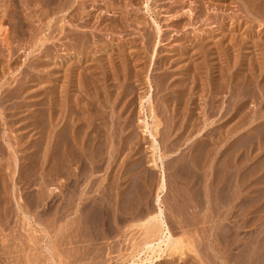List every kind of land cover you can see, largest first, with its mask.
<instances>
[{
	"label": "rangeland",
	"instance_id": "rangeland-1",
	"mask_svg": "<svg viewBox=\"0 0 264 264\" xmlns=\"http://www.w3.org/2000/svg\"><path fill=\"white\" fill-rule=\"evenodd\" d=\"M11 1L0 0V264L129 263L145 239L141 222L156 212L160 193L156 165L161 162L153 155L145 120L154 125L163 152L165 220L173 236L184 240L185 256L179 251L160 264H264V0H74L73 6L66 0L63 12H55L62 0ZM10 2L17 3L18 18ZM51 6L60 19L52 17ZM13 16L22 19L23 34L16 33ZM52 22L68 29L65 39L54 27L60 24L52 27ZM55 37L61 49L53 48ZM27 64L37 65L33 73ZM66 73L80 79L70 74L67 81ZM55 74L70 84L53 82ZM68 85L59 99L54 90ZM208 89L216 90L215 99ZM149 95L151 101L145 100ZM56 102L67 110L59 112ZM57 110L71 112L67 124L76 123L66 129L75 131L68 135V148L52 146L50 126L61 116ZM150 111L157 113L151 117ZM59 133L60 139L64 130ZM23 209L34 214L25 217Z\"/></svg>",
	"mask_w": 264,
	"mask_h": 264
},
{
	"label": "bare ground",
	"instance_id": "bare-ground-1",
	"mask_svg": "<svg viewBox=\"0 0 264 264\" xmlns=\"http://www.w3.org/2000/svg\"><path fill=\"white\" fill-rule=\"evenodd\" d=\"M13 1V0H12ZM11 1V2H12ZM48 1V0H47ZM50 1H54V0H50ZM58 2H59V0H57ZM64 1H66V0H62L61 2H62V4L63 3H65ZM72 1V2H71ZM71 1H68V2H71V4H72V6H73V1L74 0H71ZM10 2V3H11ZM28 2V1H27ZM40 2V1H39ZM38 2V3H39ZM43 2V1H42ZM45 2V1H44ZM60 2V3H61ZM67 2V1H66ZM1 3V2H0ZM14 3V2H13ZM34 3V2H33ZM36 3V2H35ZM45 3H47V2H45ZM53 3V2H52ZM85 3V2H84ZM6 4V3H5ZM15 4V3H14ZM13 4V5H14ZM17 4V3H16ZM14 5V7L13 8H15V11L14 12H16V14H14V16L16 15L17 16V8H18V6L17 5ZM25 4V3H24ZM32 4V3H31ZM56 5L58 4V3H55ZM61 4V5H62ZM70 4V3H69ZM70 4V5H71ZM81 4V3H80ZM2 5H3V3H2ZM11 5H12V3H11ZM12 5V6H13ZM38 4L36 3V6H37ZM39 5H41V4H39ZM43 5V4H42ZM45 5H47V6H45ZM44 6L46 7V9L48 8V6H49V4H45ZM50 5H52V4H50ZM55 5V6H56ZM60 4H58L57 6H59ZM64 5V4H63ZM66 5H67V3H66ZM66 5H64V6H59V7H57V9H56V7L55 6H53V7H55V12H56V10H58V8H59V12L61 11V12H63V9H65L64 7L66 6ZM75 5V4H74ZM85 5V4H84ZM88 5V4H87ZM8 5H6V7H7ZM26 6H28V4L26 5ZM52 6H51V8L49 7V9H52L51 11H53V8H52ZM72 6H69L68 5V7L67 8H69V7H71V9H72ZM84 7V6H83ZM117 7V6H116ZM3 8V7H2ZM11 8V7H10ZM13 8H11V10L13 9ZM30 8V7H29ZM37 8H38V6H37ZM40 8H41V6H40ZM60 8H62V9H60ZM8 9V8H7ZM49 9H48V11H49ZM70 9V10H71ZM76 9V8H75ZM80 10H81V8H79ZM9 10V9H8ZM14 10V9H13ZM41 10V9H40ZM39 10V11H40ZM42 10H43V7H42ZM70 10H68V11H70ZM4 11V10H3ZM48 11L46 10V13H48ZM65 11V10H64ZM73 11V10H72ZM84 11V10H83ZM7 12V11H6ZM30 12V11H29ZM37 12H38V10H37ZM42 12H45L44 10L42 11ZM42 12H39V13H41V15H43V14H45V13H43L42 14ZM82 11H80V13H81ZM5 13V12H4ZM20 13V12H19ZM33 14H34V12H32ZM31 13V14H32ZM50 13V12H49ZM48 13V14H49ZM68 13V12H67ZM67 13H65V15L67 14ZM69 13H71V11L69 12ZM73 13V12H72ZM80 13H78L79 14V19L81 18V16H80ZM6 14V13H5ZM22 14V13H21ZM32 14V15H33ZM47 14V15H48ZM51 14H53L54 15V11H53V13L51 12ZM51 14H49V16L51 15ZM57 14V13H56ZM60 14V13H59ZM62 14V13H61ZM64 14V13H63ZM84 14H86L85 12H84ZM88 14V13H87ZM26 15H27V13H26ZM29 15V14H28ZM27 15V16H28ZM35 15H38L37 13L35 14ZM34 15V17H37V16H35ZM40 15V16H41ZM46 15V16H47ZM69 15V14H68ZM74 15V14H73ZM72 15V16H73ZM82 15H83V13H82ZM89 15V14H88ZM13 16V17H14ZM39 16V15H38ZM63 16V15H62ZM62 16H60V15H58V17H62ZM70 16H71V14L69 15V18H70ZM75 16H76V14H75ZM30 16H28V18H29ZM31 17H33V16H31ZM30 17V18H31ZM51 17V16H50ZM52 17H55V15L54 16H52ZM65 17V16H64ZM63 17V18H64ZM77 17H78V15L76 16V21H77ZM17 18H18V16H17ZM16 17H14V20H16L15 21V27H16V29H17V31H16V33H21V34H23L22 33V29L20 30V25H19V23H20V21L22 20L21 18H19V19H21L20 21H19V19H17ZM55 18H57V17H55ZM60 18H57L56 20H58V19H60ZM85 19V15H84V17L82 16V19ZM32 19V18H31ZM38 19H39V17H38ZM37 19V20H38ZM43 19V18H42ZM52 19V18H51ZM73 18L71 17V22L72 21H74V20H72ZM75 19V18H74ZM78 19V20H79ZM81 19V20H82ZM4 20V19H3ZM33 20V19H32ZM30 21V22H33L34 23V20L33 21ZM36 20V19H35ZM36 20V21H37ZM53 20H55V19H53ZM52 20V21H53ZM55 20V21H56ZM62 20H64V19H62ZM66 20V19H65ZM80 20V21H81ZM91 20V19H90ZM1 21V20H0ZM44 21H45V16H44ZM49 21H51V20H49ZM68 21V19L66 20V22ZM70 21V20H69ZM79 21V22H80ZM84 21H86V20H84ZM100 21V20H99ZM27 22H29V21H27ZM29 22V23H30ZM56 22H58V21H56ZM59 22H61V21H59ZM63 22V21H62ZM61 22V23H62ZM65 22V21H64ZM63 23L66 27L68 26V24L67 23ZM78 22V21H77ZM3 23V22H2ZM45 23H49V22H45ZM53 23V25H52V27L56 24H54V22H52ZM61 23H58V24H60V25H58V24H56V25H58V26H54V27H59V29L58 28H56V29H58V34H60L59 36L60 37H62V39H65L67 36H68V34L66 33V30H68V29H66L65 28V26H61ZM86 23H88V21L86 22ZM26 24V23H25ZM31 24V23H30ZM50 24V23H49ZM73 24V23H72ZM85 24V23H84ZM28 25V24H27ZM73 25H75V23L73 24ZM79 26L81 25V24H78ZM87 25V24H86ZM85 25V26H86ZM90 25V24H89ZM30 26V25H29ZM28 26V27H29ZM32 26V25H31ZM49 26V25H48ZM71 26V25H70ZM69 26V28H71L72 29V27H70ZM77 26V25H76ZM84 26V25H83ZM82 26V27H83ZM1 27H3V26H1ZM45 27V26H44ZM50 28H51V26H49ZM68 28V27H67ZM76 28V27H75ZM77 28H79L78 26H77ZM77 28L75 29V30H77ZM81 28V27H80ZM79 28V30H77L78 32L80 31V30H82V29H80ZM83 28H85V27H83ZM86 29V28H85ZM84 29V30H85ZM44 30V29H43ZM42 30V31H43ZM70 30V29H69ZM4 31V30H3ZM21 31V32H20ZM56 31H54V33L56 32ZM46 32H48V30L46 31ZM56 32V33H57ZM68 32V31H67ZM81 32H83V31H81ZM86 32V31H85ZM52 33H53V31H52ZM69 33H76V32H70L69 31ZM84 33V32H83ZM83 33H81V34H83ZM46 34V33H45ZM58 34L56 35V36H58ZM62 34H63V36H62ZM1 35V34H0ZM48 35V34H47ZM51 35V34H50ZM70 35V34H69ZM78 35V34H77ZM40 36H42V35H40ZM46 36V35H45ZM45 36L43 37V39L45 38ZM79 36H80V34H79ZM79 36H78V38H79ZM82 36V35H81ZM85 36H86V34H85ZM2 37V39L4 38L3 36H1ZM0 37V38H1ZM20 37V36H19ZM48 36H46V38H47ZM60 37H55V38H57V41L56 42H54L53 43V48H55V49H57L59 46H60V44H59V41H61V39H60ZM70 37H72V36H70ZM75 37V36H74ZM73 37V38H74ZM77 37V36H76ZM96 37V36H95ZM42 37H40V39H41ZM101 38V37H100ZM39 39V40H40ZM49 39H51V38H49ZM49 39H48V41H49ZM81 39V38H80ZM80 39H78V40H80ZM84 39V37L81 39V40H83ZM8 40V39H7ZM38 40V39H37ZM47 40V39H46ZM54 40V39H53ZM69 40V39H68ZM72 40V39H71ZM20 41V40H19ZM32 41V40H31ZM43 41H45V40H43ZM70 41V40H69ZM68 41V42H69ZM74 41H76L75 39H74ZM85 41V40H84ZM88 41V40H87ZM91 41V40H90ZM89 41V42H90ZM151 41V40H150ZM159 41V40H158ZM28 42V41H27ZM71 42V41H70ZM79 42V41H78ZM96 42V41H95ZM37 43V42H36ZM46 43V42H45ZM74 43V42H73ZM85 43V42H84ZM83 43V44H84ZM87 43V42H86ZM40 46H42V44L44 45V42L42 43L41 42V40H40ZM80 44V43H79ZM79 44H77V45H79ZM87 44H89V43H87ZM91 44V43H90ZM89 44V45H90ZM93 44V43H92ZM96 44V43H95ZM196 44V43H195ZM66 45V44H65ZM64 45V46H65ZM69 45V44H68ZM86 45V44H85ZM34 46H36V45H34ZM33 46V47H34ZM38 46V45H37ZM72 46H73V49H74V45L72 44ZM92 46V45H91ZM220 46V45H219ZM147 47V46H146ZM35 48V47H34ZM48 48V47H47ZM51 48V47H50ZM60 48V47H59ZM75 48H80V47H76L75 46ZM150 48V47H149ZM15 49V48H14ZM61 49V48H60ZM83 49V48H82ZM89 49H90V47H89ZM89 49L87 50V52H89L90 53V51H89ZM12 50V49H11ZM44 50V49H43ZM59 50V49H58ZM85 50H86V48H85ZM14 51V50H13ZM46 51H48V50H44V53L46 52ZM70 51V50H69ZM74 51H76V50H74ZM82 51V50H81ZM84 51V50H83ZM82 51V52H83ZM99 51V50H98ZM153 51V50H152ZM155 51V50H154ZM77 52H79V50L77 51ZM77 52H75V53H77ZM81 52V53H82ZM85 52V51H84ZM144 52H148V48H146L145 49V51ZM43 53V52H42ZM52 53H54V51L52 52ZM155 53H156V51L154 52V55H155ZM47 54H49V53H47ZM51 54V53H50ZM57 55H58V53H56ZM55 53H54V55H56ZM69 54H70V52H69ZM78 54V53H77ZM84 54V53H83ZM87 54V53H86ZM94 54H95V51H94ZM194 54V53H193ZM192 54V55H193ZM38 55V54H37ZM45 55V54H44ZM56 55V56H57ZM79 55V54H78ZM87 55H89V54H87ZM153 55V56H154ZM35 56H36V54H35ZM45 56H47V55H45ZM59 56V55H58ZM62 56H65V55H63L62 54ZM67 56V55H66ZM65 56V57H66ZM74 56V55H73ZM84 56H86V55H84ZM95 56V55H94ZM10 57V56H9ZM52 56H50L49 58H51ZM54 57V56H53ZM64 57V58H65ZM75 57H77L76 55H75ZM82 57V56H81ZM89 57V56H88ZM112 57V56H111ZM151 57V56H150ZM156 57H158L157 56V54H156ZM47 57H45V59H46ZM55 58V57H54ZM53 58V59H54ZM67 58H69V56H67ZM87 58V57H86ZM96 58H97V56H96ZM113 58V57H112ZM190 58H192V57H190ZM189 58V59H190ZM10 59V58H9ZM17 59V58H16ZM44 59V58H43ZM52 59V58H51ZM52 59V62H55L54 60ZM59 59H61V57L59 58ZM76 59V58H75ZM88 59V58H87ZM90 59H91V57H90ZM153 59V58H152ZM29 60V59H28ZM40 60V59H39ZM57 60V59H56ZM67 60V59H66ZM72 60V59H71ZM79 60V59H78ZM85 60V59H84ZM109 60V59H108ZM113 60V59H112ZM150 60H151V58H150ZM155 60H156V58H155ZM46 61V60H45ZM62 60H60V62H61ZM124 61V60H123ZM47 63L49 62V63H51V61H46ZM45 62V63H46ZM59 62V61H58ZM66 62V61H65ZM64 62V63H65ZM68 62H70L71 63V61H68ZM67 62V66H69V68H70V66H72L73 65V63L70 65L69 63ZM79 62V61H78ZM83 63L85 62V61H82ZM82 62H80V63H82ZM87 62V61H86ZM98 62V61H97ZM109 62V61H108ZM44 63V61H43V64H45ZM56 63V62H55ZM112 63V62H111ZM155 63V62H154ZM31 64H33V63H31ZM52 64V63H51ZM57 64H59V63H57ZM61 64V63H60ZM62 64H63V62H62ZM69 64V65H68ZM75 64H78L77 62H75ZM75 64H74V66H75ZM110 64V63H109ZM113 64H114V62H113ZM163 64V63H162ZM27 65H30V64H27ZM36 65V64H35ZM35 65H34V67L33 68H35ZM39 65V64H38ZM40 65H41V63H40ZM54 64H52V66H53ZM82 65H84V64H82ZM37 66V65H36ZM43 66V65H42ZM46 66V65H45ZM59 67H60V65H58ZM66 66V67H67ZM80 66H81V64H80ZM84 66H86V65H84ZM89 66V65H88ZM113 66V65H112ZM27 67H31V65L30 66H27ZM54 68L56 67V68H59V67H57V65H54L53 66ZM53 67L51 68V69H53ZM64 67V66H63ZM73 67V66H72ZM87 67V66H86ZM94 67V66H93ZM198 67V66H197ZM250 67V66H249ZM33 68H30V70L31 69H33ZM41 68V67H40ZM61 68V67H60ZM65 68V67H64ZM90 68H92V67H90ZM105 68H106V66H105ZM108 68V67H107ZM133 68V67H132ZM66 69V68H65ZM70 69H72V68H70ZM69 69V70H70ZM80 69V68H79ZM78 69V70H79ZM112 69V68H111ZM23 70H25V69H23ZM27 70V69H26ZM34 70V69H33ZM55 70V69H54ZM62 70H64V69H62ZM61 70V71H62ZM67 70L68 69H66V72H67ZM96 70V69H95ZM200 70V69H199ZM21 71V70H20ZM32 71V70H31ZM35 71H37V68L35 69ZM41 71H43L42 69H41ZM74 71V70H73ZM72 71V72H73ZM75 71H76V69H75ZM74 71V72H75ZM91 71V70H90ZM106 71V70H105ZM231 71V70H230ZM24 72V71H23ZM40 72V71H39ZM57 72V71H56ZM71 72V73H72ZM73 72V73H74ZM77 73L79 72V71H76ZM80 72H82V71H80ZM87 72V71H86ZM32 73H33V71H32ZM44 73V72H43ZM54 73V72H53ZM68 73V72H67ZM66 73V75H64L65 76V78L63 77V79H66L67 81H69V77H70V74H67ZM111 73V72H110ZM38 74V73H37ZM45 74V73H44ZM48 74H51V72H49ZM59 74H61V73H59ZM65 74V73H64ZM79 74V73H78ZM146 74V73H145ZM148 74V73H147ZM30 75V74H29ZM52 75V74H51ZM56 76L54 77V79H53V82L54 81H58V82H61L62 81V83L63 82H65L66 80H62L61 78H60V76H57L58 74H55ZM71 75H73V74H71ZM76 75V77H77V74H74L73 75V77ZM83 75H85L84 73H83ZM96 75V74H95ZM104 76H105V74H103ZM80 77H81V75H79ZM86 76V75H85ZM102 76V75H101ZM103 76V77H104ZM114 76H117V75H114ZM136 76V75H135ZM147 76V75H146ZM50 77V76H49ZM48 77V78H49ZM51 77H53V76H51ZM72 77V78H73ZM149 77V76H148ZM147 77V78H148ZM16 78V77H15ZM14 78V79H15ZM83 78V77H82ZM85 78V77H84ZM83 78V79H84ZM117 78V77H116ZM151 78V77H150ZM195 78V77H194ZM77 79L79 80L80 78L79 77H77ZM87 79V78H86ZM105 79H107V77L106 78H104V80ZM110 79V78H109ZM113 79H115V78H113ZM50 80V79H49ZM73 80V79H72ZM103 79H102V81L101 82H103L104 81ZM146 80V79H145ZM147 80H149V79H147ZM146 80V81H147ZM189 80V79H188ZM66 81V82H67ZM114 81V80H113ZM41 82V81H40ZM49 82V81H48ZM82 82V81H81ZM148 82V81H147ZM195 82V81H194ZM68 83V82H67ZM95 83V82H94ZM97 83H98V81H97ZM157 83V82H156ZM211 82H209V84H210ZM50 84V83H49ZM64 84V83H63ZM66 84V83H65ZM68 84H70V83H68ZM81 84V83H80ZM148 84V83H147ZM212 84H213V82H212ZM19 85V84H18ZM39 85V84H38ZM54 85H55V83H54ZM60 86L62 85L61 83L59 84ZM105 85V84H104ZM103 85V86H104ZM151 85V84H150ZM197 85V84H196ZM226 85V84H225ZM86 86H88V85H86ZM209 86V85H208ZM211 86V85H210ZM27 87H28V85H27ZM56 87V86H55ZM58 87V86H57ZM64 87V86H63ZM66 87V86H65ZM72 87V86H71ZM81 87V86H80ZM83 87H84V85H83ZM90 87V86H89ZM95 87H96V85H95ZM148 87V86H147ZM153 87V86H152ZM192 87H193V85H192ZM207 87V86H206ZM212 87H214V86H212ZM15 88V87H14ZM20 88V87H19ZM45 88V87H44ZM47 88V87H46ZM51 88H53V86L51 87ZM62 88V87H61ZM61 88H59L58 90L57 89H55L53 92H54V94L56 95V93L57 94H59L58 96H59V99H60V94L62 93V91H65L66 89H69L70 90V86L68 85V88H63V89H61ZM105 88V87H104ZM149 88H150V86H149ZM210 88V87H209ZM225 88H227V87H225ZM224 88V89H225ZM54 89V88H53ZM52 89V90H53ZM61 89V90H60ZM96 89V88H95ZM148 89V88H147ZM183 89V88H182ZM248 89V88H247ZM15 90V89H14ZM85 90V89H84ZM150 90V89H149ZM163 90V89H162ZM169 90V89H168ZM205 90V89H204ZM223 90V89H222ZM226 90V89H225ZM16 91V90H15ZM20 91V90H19ZM89 91V90H88ZM108 91V90H107ZM106 91V92H107ZM174 91V90H173ZM187 91V90H186ZM206 91V90H205ZM60 92V93H59ZM66 92V91H65ZM156 92V91H155ZM209 92H211V89H208V93ZM215 92H216V90L214 91V93H213V91L211 92V96H212V100H213V97H214V99H215V97L217 96H215ZM232 92V91H231ZM66 93H68V92H66ZM90 93V92H89ZM94 93V92H93ZM217 93H218V91H217ZM216 93V94H217ZM77 94V93H76ZM106 94V93H105ZM153 94V93H152ZM151 94V95H152ZM181 94V93H180ZM240 94V93H239ZM52 95H53V93H52ZM63 95H65L64 94V92H63ZM63 95H62V97H63ZM88 95V94H87ZM111 95V94H110ZM109 95V96H110ZM151 95H149V97L147 96V98H145V100L146 99H148L149 101H151V99H150V97H152ZM206 95V94H205ZM58 96L56 97L57 99H58ZM76 96V95H75ZM67 97H70L69 95L68 96H66V98ZM37 98V97H36ZM41 98V97H40ZM55 97H54V99H56ZM64 98V97H63ZM78 98H79V96H78ZM82 98V97H81ZM81 98L79 99V100H81ZM84 98V97H83ZM88 98V97H87ZM98 98V97H97ZM187 98V97H186ZM218 98V97H217ZM237 98V97H236ZM26 99V98H25ZM59 99H58V101H59ZM77 99V98H76ZM92 99V98H91ZM63 100H66L65 98L63 99ZM67 100H69V99H67ZM95 100V99H94ZM144 100V101H145ZM14 101H16V100H14ZM33 101V100H32ZM55 101H57V100H55ZM74 101V100H73ZM78 101V100H77ZM82 101H84L83 99H82ZM88 101V100H87ZM96 101V100H95ZM100 101V99L98 100V102ZM148 101V102H149ZM51 102V101H50ZM60 102H62V101H60ZM60 102H56L57 104L55 105L56 107H63L61 104H63V103H60ZM64 102H66V101H64ZM86 102V101H85ZM84 102V103H85ZM97 102V101H96ZM147 102V101H146ZM33 103V102H32ZM36 103V102H35ZM46 103V102H45ZM67 103V102H66ZM68 103H69V101H68ZM68 103H67V105H68ZM75 103H77V102H75ZM75 103H74V105H75ZM83 103V102H82ZM100 103V102H99ZM107 103H109V102H107ZM154 103V102H153ZM189 103V102H188ZM214 103V102H213ZM14 104V103H13ZM48 104V103H47ZM70 104V103H69ZM71 104H73V102L71 103ZM78 105L79 104H81V101H80V103H79V101H78V103H77ZM87 104H88V102H87ZM144 104V103H143ZM142 104V105H143ZM148 104V103H147ZM151 104H152V102H151ZM207 104V103H206ZM14 105H16V103L14 104ZM39 105V104H38ZM66 105V104H65ZM77 105V106H78ZM107 105V104H106ZM212 105V104H211ZM5 106V105H4ZM28 106V105H27ZM46 106V105H45ZM51 106H52V103H51ZM76 106V107H77ZM80 106V105H79ZM85 106V107H84ZM83 107L84 108H86L87 107V105H86V103H85V105H84ZM141 106V105H140ZM56 107H51V108H54V110H55V108ZM65 107V106H64ZM67 107V106H66ZM66 107H65V110H67L66 109ZM75 107V106H74ZM83 107H82V109H83ZM100 107V106H99ZM143 107V106H142ZM148 107H149V105H148ZM11 108V107H10ZM24 108V107H23ZM50 108V107H49ZM49 108H48V110H49ZM69 108H71L70 106H69ZM73 108V107H72ZM88 108V107H87ZM90 108V107H89ZM88 108V109H89ZM93 108V107H92ZM101 108H102V106H101ZM153 108V107H152ZM188 108V107H187ZM213 108V107H212ZM58 110H59V108H57ZM63 109V108H62ZM62 109H60L61 111H59V112H64L65 110L63 109V111H62ZM74 109H76V108H74ZM77 109H80V108H77ZM96 109V108H95ZM106 109V108H105ZM47 110V111H48ZM53 110V109H52ZM58 110H57V113L56 114H59V115H61L60 113H58ZM86 109H84V111H85ZM90 110V109H89ZM93 110V109H92ZM151 110V109H150ZM154 110V109H153ZM208 110V109H207ZM211 110V109H210ZM222 110V109H221ZM14 111V110H13ZM33 111V110H32ZM50 111H51V109H50ZM68 111H70V110H68ZM74 112H75V110H73ZM81 111H83V110H81ZM91 111V110H90ZM95 111V110H94ZM93 111V112H94ZM96 111H98V110H96ZM171 111V110H170ZM28 112V111H27ZM34 112V111H33ZM73 112V113H74ZM77 112V111H76ZM87 113H88V111H86ZM151 112H154V111H150V113ZM227 112V111H226ZM29 113V112H28ZM38 113V112H37ZM49 113H51V112H48V114ZM53 113H55L54 111H53ZM69 113H71V112H69ZM69 113H64V114H62L61 116H59L58 118H54L53 119V123L51 124V126H50V128L53 126V128H51L52 129V133H54V135L52 136L51 134H50V136H52L53 137V139H52V143H53V145L52 146H54V148L55 149H57V148H59L60 149V147H61V145L63 144H65V146L67 147L68 145H71V144H68L69 142H68V135L69 134H73L75 131H73V133H71L72 132V128H73V126L76 124H74V125H71L72 123H73V121L71 122V124L69 123V124H67L70 120H68L69 118H72V117H69ZM90 113V112H89ZM111 113V112H110ZM109 113V114H110ZM157 113V112H156ZM155 112L154 113H152V114H154V115H151V117H154L155 116V114H156ZM36 114V113H35ZM44 114H45V112H44ZM55 114V115H56ZM79 115L80 114H82V113H78ZM91 114V113H90ZM98 114V113H97ZM75 115L76 114H74V118H75ZM78 115V116H79ZM93 115V114H92ZM91 115V117L92 118H94L95 116H96V114L94 115V116H92ZM202 115V114H201ZM25 116V115H24ZM52 116V115H51ZM50 116V117H51ZM71 116H72V114H71ZM78 116H76L77 118H78ZM88 116V115H87ZM87 116H86V118L85 119H87ZM101 116V115H100ZM111 116V115H110ZM53 117H54V115H53ZM57 117V116H56ZM85 117V116H84ZM101 117H103V116H101ZM7 118V117H6ZM10 118V117H9ZM76 118V119H77ZM79 118H80V116H79ZM89 118H90V115H89ZM187 118V117H186ZM211 118V117H210ZM48 119V121H49V118H47ZM52 119V118H51ZM73 119V118H72ZM81 119V118H80ZM95 119L96 118H94V121H95ZM110 119V118H109ZM108 119V120H109ZM121 119V118H120ZM146 119V118H145ZM153 119V118H152ZM36 120H37V118H36ZM39 120V119H38ZM78 120V119H77ZM77 120L75 121V122H77ZM82 120V122H83V118L81 119ZM93 120V119H92ZM104 120V119H103ZM112 120V119H111ZM51 121V120H50ZM87 121H88V119H87ZM86 121V122H87ZM90 121L91 120H89V123H90ZM21 123H22V121H20ZM79 122V121H78ZM81 122V121H80ZM98 122V121H97ZM113 122V121H112ZM146 124H145V132H147L148 133V135L151 137V139H152V145H151V148H152V151H153V155H158V159H156V160H159L160 162V165L158 164V165H156V167L159 169V171H160V193L159 194H157V196H156V199H155V204H156V206H157V210H156V212L155 213H153L154 215H150V217L149 218H147L146 217V220L144 219V221L143 222H141V226L143 227V225H145V227H144V229L147 231H153V232H151L152 234L151 235H146V231H145V235H144V237H145V239L144 238H141L142 239V244H140L139 243V246L138 247H140V245H141V247L140 248H136V251H132L131 252V255H129V257H130V260H129V263H127V264H160V263H163V260H164V258H166V257H168V259L167 260H170V258H173L179 251L181 252V255H184V251L181 249L180 250V246L183 244L182 242L184 241L183 239V241L182 242H179L180 241V239H176V237L175 236H173V233H171V229H170V227L168 226V224H167V222H166V220H165V215H164V209H163V207H162V195L164 196V194H165V191H166V173H165V167L163 166L164 164H163V159H164V157H162L163 155H162V153L163 152H161V148L159 149V143H158V141H157V137H155L156 135H154V133H153V128H154V125H150L148 122L149 121H144ZM156 122V121H155ZM20 123V124H21ZM24 123V122H23ZM43 123V122H42ZM48 123V122H47ZM88 123V124H89ZM114 123V122H113ZM66 124H67V126L68 125H71V126H69V128L66 126ZM80 124V123H79ZM78 124V125H79ZM93 124V123H92ZM158 124V123H157ZM7 125V124H6ZM16 125V124H15ZM100 125V124H99ZM128 125V124H127ZM160 125V124H159ZM242 125V124H241ZM45 126V125H44ZM90 126V125H89ZM93 126V125H92ZM95 126V125H94ZM11 127H13V126H11ZM32 127V126H31ZM65 127H67V128H65ZM72 127V128H71ZM75 127V126H74ZM115 127V126H114ZM126 127V126H125ZM43 128V127H42ZM49 128V130H50V132H51V129ZM88 128V127H87ZM155 128H157L156 126H155ZM35 129V128H34ZM54 129V130H53ZM66 129H72V130H66ZM75 129V128H74ZM112 129H113V127H112ZM111 129V130H112ZM43 130V129H42ZM63 130H64V133L62 134V136L60 137V139H59V132L60 131H62L63 132ZM81 130V129H80ZM96 130H97V128H96ZM95 130V131H96ZM110 130V129H109ZM156 130V129H155ZM200 130V129H199ZM54 131V132H53ZM68 131H71L70 133L68 132ZM98 131V130H97ZM68 132V133H67ZM76 132H77V130H76ZM83 132V131H82ZM109 132V131H108ZM154 132H156V131H154ZM174 132V131H173ZM88 133V132H87ZM85 134V133H84ZM110 134V133H109ZM123 134V133H122ZM77 135V134H76ZM76 135L74 134V137H76ZM93 135V134H92ZM91 135V136H92ZM192 135V134H191ZM71 136H73V135H71ZM52 137H50V138H52ZM70 137V136H69ZM103 137V136H102ZM101 137V138H102ZM112 137V136H111ZM43 138V137H42ZM45 138V137H44ZM77 138V137H76ZM40 139V138H39ZM48 139V138H47ZM71 139H73L72 137H71ZM92 139V138H91ZM90 139V140H91ZM112 139V138H111ZM221 139V138H220ZM84 140V139H83ZM106 140V139H105ZM110 140V139H109ZM115 140V139H114ZM45 141V140H44ZM82 141V140H81ZM92 141H93V139H92ZM91 141V142H92ZM117 141V140H116ZM19 142V141H18ZM79 142V141H78ZM85 142H87V141H85ZM95 142V141H94ZM108 142V141H107ZM8 143V142H7ZM29 143V142H28ZM72 143V142H71ZM90 143V142H89ZM106 143V142H105ZM48 144V143H47ZM68 144V145H67ZM92 144V143H91ZM101 144V143H100ZM73 145V144H72ZM75 145V144H74ZM108 145V144H107ZM111 145H112V143H111ZM18 146V145H17ZM38 146V145H37ZM77 146V145H76ZM80 146V145H79ZM33 147V146H32ZM35 147V146H34ZM64 147V146H63ZM65 147V148H66ZM71 147V146H70ZM69 147V148H70ZM15 148V147H14ZM36 148V147H35ZM53 148V147H52ZM64 148V149H65ZM68 148V147H67ZM91 148V147H90ZM17 149V148H16ZM49 149V148H48ZM62 149V148H61ZM64 149H62V150H64ZM80 149H82L81 147L79 148V150ZM84 149V148H83ZM97 149V148H96ZM112 149V148H111ZM87 150V149H86ZM117 150V149H116ZM57 151V150H56ZM61 151V150H60ZM66 151V150H65ZM68 151H69V149H68ZM67 151V152H68ZM12 152V151H11ZM20 152V151H19ZM55 152V151H54ZM57 152H59V151H57ZM57 152H55V153H57ZM61 152H63V151H61ZM99 152H100V150H99ZM98 152V153H99ZM118 152V151H117ZM13 153H14V151H13ZM65 152H63V154H64ZM87 153H89V152H87ZM92 153H94V152H92ZM107 153V152H106ZM121 153V152H120ZM60 154H62V153H60ZM53 155H54V153H53ZM65 155V154H64ZM67 155V154H66ZM80 155V154H79ZM89 155V154H88ZM152 155V154H151ZM165 155V154H164ZM14 156V155H13ZM58 156H59V154H58ZM62 156V155H61ZM73 156V155H72ZM80 156H82V155H80ZM95 156V155H94ZM100 156V155H99ZM63 157V156H62ZM74 157V156H73ZM83 157V156H82ZM128 157V156H127ZM155 157V156H154ZM153 157V163L154 164H156V161H154V159L156 158H154ZM201 157V156H200ZM48 158V157H47ZM56 158H57V155H56ZM68 158V157H67ZM91 158V157H90ZM17 159V158H16ZM59 159V158H58ZM57 159V160H58ZM79 159V158H78ZM83 159V158H82ZM98 159V158H97ZM31 160V159H30ZM33 160V159H32ZM77 160V159H76ZM86 160H88V158L86 159ZM59 161H61V160H59ZM66 161V160H65ZM64 162V161H63ZM75 162V161H74ZM91 162V161H90ZM20 163V162H19ZM42 163V162H41ZM47 163V162H46ZM56 163V162H55ZM59 163V162H58ZM85 163V162H84ZM63 164V163H62ZM71 164V163H70ZM86 164V163H85ZM98 164V163H97ZM107 164V163H106ZM153 164V165H154ZM19 165V164H18ZM61 165V164H60ZM94 165V164H93ZM77 166V165H76ZM8 167V166H7ZM62 167H63V165H62ZM85 167V166H84ZM92 167V166H91ZM14 168V167H13ZM19 168V167H18ZM18 168H17V170H18ZM54 168V167H53ZM65 167H63V168H61V170L60 171H62V169H64ZM70 168H71V166H70ZM79 168V167H78ZM98 168V167H97ZM15 169V168H14ZM84 169V168H83ZM128 169V168H127ZM16 169L14 170V171H17ZM86 170V169H85ZM95 170V169H94ZM19 171V170H18ZM21 171V170H20ZM59 171V170H58ZM57 171V172H58ZM93 171V170H92ZM54 172V171H53ZM56 172V171H55ZM56 172V173H57ZM73 172H74V170H73ZM80 172V171H79ZM85 172H87V170L85 171ZM18 173V172H17ZM61 173V172H60ZM65 173V172H64ZM93 173V172H92ZM84 174V173H83ZM91 174V173H90ZM16 175V174H15ZM74 175V174H73ZM77 175V174H76ZM75 175V176H76ZM57 176V175H56ZM58 176H59V174H58ZM69 176V175H68ZM53 177V176H52ZM62 177V176H61ZM60 177V178H61ZM67 177V176H66ZM71 177V176H70ZM69 177V178H70ZM78 177V176H77ZM16 178V177H15ZM65 178V177H64ZM13 179V178H12ZM16 179H18V178H16ZM16 179H14V180H16ZM72 179V178H71ZM83 180V179H82ZM88 180V179H87ZM78 181V180H77ZM31 182V181H30ZM83 182V181H82ZM15 183H16V181H15ZM15 183H14V185H15ZM33 183V182H32ZM67 183V182H66ZM84 183V182H83ZM148 183V182H147ZM17 184V183H16ZM30 184V183H29ZM114 184V183H113ZM76 185V184H75ZM13 186V185H12ZM18 186V185H17ZM83 186V185H82ZM5 187V186H4ZM7 187V186H6ZM5 187V188H6ZM15 187V186H14ZM18 188V187H17ZM83 189V188H82ZM105 189V188H104ZM168 189V188H167ZM7 190V189H6ZM11 190H12V188H11ZM82 191V190H81ZM189 191V190H188ZM29 192V191H28ZM83 192H84V190H83ZM128 192V191H127ZM11 193H12V191H11ZM164 193V194H163ZM13 194H14V192H13ZM12 194V195H13ZM83 194V193H82ZM190 194V193H189ZM3 195V194H2ZM84 195V194H83ZM82 195V196H83ZM14 196V195H13ZM12 196V197H13ZM32 197V196H31ZM91 197V196H90ZM2 198V197H1ZM0 198V199H1ZM83 198V197H82ZM13 199V198H12ZM14 199H16V197L14 198ZM18 199V198H17ZM33 199H34V197H33ZM79 199V198H78ZM84 199V198H83ZM74 200V199H73ZM82 200V199H81ZM81 200H80V202H81ZM35 200H33V202H34ZM84 201V200H83ZM115 201V200H114ZM200 201V200H199ZM13 202V201H12ZM16 202V201H15ZM36 202V201H35ZM34 202V203H35ZM264 202V201H263ZM16 203H18V202H16ZM79 204V203H78ZM81 204V203H80ZM79 204V205H80ZM84 204V203H83ZM2 205V204H1ZM20 205V204H19ZM25 205V204H24ZM128 205V204H127ZM3 206V205H2ZM30 206H32V203H31V205ZM29 206V207H30ZM81 206H82V204H81ZM240 206V205H239ZM1 207V206H0ZM20 207V206H19ZM26 207V206H25ZM33 207V206H32ZM36 207V206H35ZM76 207H78V208H76V209H80L79 208V206H76ZM84 207V206H83ZM99 207V206H98ZM22 209V208H21ZM82 209V208H81ZM80 209V210H81ZM30 210H32L31 208H30ZM34 210V209H33ZM36 210V209H35ZM84 209H82V211H83ZM98 210H100V209H98ZM258 210V209H257ZM23 211H24V209H23ZM38 211V210H37ZM85 211V210H84ZM25 212V217H27L28 216V212H29V210H27V212L26 211H24ZM34 212H36V211H34ZM69 212V211H68ZM98 212V211H97ZM29 213H31V212H29ZM129 213V212H128ZM32 214V213H31ZM34 214V213H33ZM32 214V215H33ZM92 214V213H91ZM93 214H94V212H93ZM103 214V213H102ZM35 215H36V213H35ZM101 215V214H100ZM30 216V215H29ZM92 216H94L95 217V215H92ZM30 217H32V216H30ZM34 217H36V216H33V218ZM80 217V216H79ZM29 218V217H28ZM75 218V217H74ZM27 220V219H26ZM90 220V219H89ZM104 220V219H103ZM229 220V219H228ZM6 221V220H5ZM142 221V220H141ZM95 222V221H94ZM100 222V221H99ZM25 223V222H24ZM95 223H97V222H95ZM90 224V223H89ZM140 224V223H139ZM143 224V225H142ZM30 226H31V222H30ZM32 226H33V223H32ZM92 226V225H91ZM140 226V228H142ZM148 226V227H147ZM150 227V228H149ZM78 228V227H77ZM147 228H149V229H147ZM15 229V228H14ZM104 229V228H103ZM143 230V229H142ZM93 231V230H92ZM96 232V231H95ZM150 232H148L149 234H150ZM100 233V232H99ZM147 233V234H148ZM156 233V234H155ZM218 235H219V233H218ZM31 236H34V235H31ZM227 236V235H226ZM225 237V236H224ZM241 237V236H240ZM31 238V237H30ZM35 238V237H34ZM32 239V238H31ZM264 239V238H263ZM33 240H35V239H33ZM144 240V241H143ZM36 241V240H35ZM141 241V240H140ZM256 241V240H255ZM263 241V240H262ZM214 242V241H213ZM180 243H182L181 245H180ZM186 243V242H185ZM234 243V242H233ZM264 243V242H263ZM137 244V243H136ZM262 244V243H261ZM6 245H8V244H6ZM24 245V244H23ZM185 245V244H184ZM5 246V245H4ZM261 246V245H260ZM263 246V245H262ZM3 247V246H2ZM27 247V246H26ZM33 247V246H32ZM189 247V246H188ZM258 247V246H257ZM29 248V247H28ZM27 248V249H28ZM36 248V247H35ZM133 248V247H132ZM183 248V247H182ZM137 249H139L138 251H137ZM258 250H259V248H257ZM13 250V249H12ZM133 250H135V248L133 249ZM194 250V249H193ZM260 250H262L261 248H260ZM196 251V250H195ZM195 251H194V253H195ZM11 252V251H10ZM133 252L135 253V254H133ZM261 253H262V251H260ZM264 253V252H263ZM133 254V255H132ZM232 254V253H231ZM10 255V254H9ZM22 255V254H21ZM33 255H34V253H33ZM264 255V254H263ZM185 256V255H184ZM260 256H262V255H260ZM26 257V256H25ZM128 257V258H129ZM9 259V258H8ZM38 259V258H37ZM126 259V258H125ZM183 259V258H182ZM261 259H262V261H263V259H264V257H261ZM5 260V259H4ZM15 260V259H14ZM18 260V259H17ZM184 260V259H183ZM12 261V260H11ZM18 261H20V260H18ZM23 261V260H22ZM26 261V260H25ZM29 262L31 261V259L30 260H28ZM27 261V262H28ZM33 261H35V260H33ZM125 261V260H124ZM127 261V260H126ZM261 261V263H264V261L262 262ZM13 262H16L15 264H17V261L15 260V261H13ZM32 262V261H31ZM36 262V261H35ZM109 262V261H108ZM117 262V261H116ZM224 262V261H223ZM226 262V261H225ZM34 263V262H33ZM39 263V262H38ZM98 263V262H97ZM125 263V262H124ZM3 264H4V262H3ZM13 264V263H12ZM21 264V263H20ZM26 264V263H25ZM30 264H32V263H30ZM34 264H36V263H34ZM102 264V263H101ZM122 264V263H121ZM225 264V263H224Z\"/></svg>",
	"mask_w": 264,
	"mask_h": 264
}]
</instances>
